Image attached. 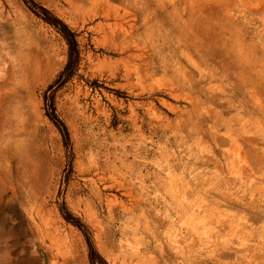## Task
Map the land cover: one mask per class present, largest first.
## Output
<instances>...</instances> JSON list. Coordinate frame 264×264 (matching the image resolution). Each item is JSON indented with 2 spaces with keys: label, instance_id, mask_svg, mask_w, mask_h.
Wrapping results in <instances>:
<instances>
[{
  "label": "rangeland",
  "instance_id": "374dc122",
  "mask_svg": "<svg viewBox=\"0 0 264 264\" xmlns=\"http://www.w3.org/2000/svg\"><path fill=\"white\" fill-rule=\"evenodd\" d=\"M36 1L80 46L71 150L67 43L0 0V264H90L61 204L108 264H264V0Z\"/></svg>",
  "mask_w": 264,
  "mask_h": 264
},
{
  "label": "trees",
  "instance_id": "16d2710c",
  "mask_svg": "<svg viewBox=\"0 0 264 264\" xmlns=\"http://www.w3.org/2000/svg\"><path fill=\"white\" fill-rule=\"evenodd\" d=\"M26 6L37 16L55 27L62 35L68 46V59L63 70L56 79L48 86L45 93L46 114L54 123L62 135V139L68 152L71 150V136L68 126L59 116L54 103V92L67 81H69L78 71L81 61V51L76 32L61 18L52 13L48 8L38 3L36 0H23ZM72 158L70 159V163ZM62 216L70 223L75 225L83 233L89 251L90 264H108L105 258L97 250L89 227L77 216L72 214L64 204L60 205Z\"/></svg>",
  "mask_w": 264,
  "mask_h": 264
},
{
  "label": "bare ground",
  "instance_id": "6f19581e",
  "mask_svg": "<svg viewBox=\"0 0 264 264\" xmlns=\"http://www.w3.org/2000/svg\"><path fill=\"white\" fill-rule=\"evenodd\" d=\"M110 9V8H109ZM116 13V12H115ZM130 23V22H129ZM124 258V257H123Z\"/></svg>",
  "mask_w": 264,
  "mask_h": 264
}]
</instances>
